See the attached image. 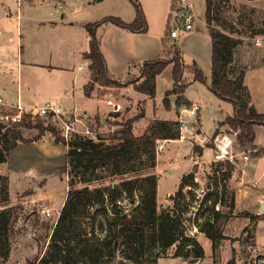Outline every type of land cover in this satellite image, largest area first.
I'll list each match as a JSON object with an SVG mask.
<instances>
[{
  "label": "rangeland",
  "instance_id": "rangeland-1",
  "mask_svg": "<svg viewBox=\"0 0 264 264\" xmlns=\"http://www.w3.org/2000/svg\"><path fill=\"white\" fill-rule=\"evenodd\" d=\"M193 1L197 4L201 20L196 21L192 31L181 32L179 37L172 38L170 36L173 25L171 15L167 22L154 21L155 24L150 28V32L159 31L166 36L165 52L162 56L164 60H173L177 52L176 48L180 49L186 64L184 78L180 84L188 82L184 95L191 105L178 106L176 103L178 94L175 93L169 96V105L165 104L166 93L174 86V62L169 63L158 75L156 95L154 98H149L145 93L136 91L134 84L137 82L133 83V81L143 80L142 69H144L145 61L130 67L119 56H110V63L115 73L112 75L118 79V83L107 86L97 84L98 91L92 98L81 95V83L89 73L88 66L78 69L79 65L84 66L81 53L84 29L79 27L65 29L55 23V26L51 27L48 22L46 26L37 24L34 29L31 27L30 29L34 31V36H31L27 20L28 16L45 17L49 10L55 11V7L60 3L68 4L70 0H0V21L6 16L9 17L8 22L0 26V95L9 101H16L20 95L22 101H25L23 97L29 89L25 81L30 77L35 81L36 92L43 91L38 104L47 102V99L66 109H71L72 105H75L77 114L82 118V124L94 130L99 135L98 139H103L105 143L117 142L123 123L128 120H135L133 130L135 134L142 135L148 131L154 119L174 118L177 114L180 115L179 112L184 107H191L194 104L201 106L196 115L184 111L183 119L186 124L194 127L195 132L192 133L194 137L191 139L196 145L204 146L202 155L196 150L195 144L187 140V136L182 141L181 138L163 139L157 143L154 161L143 158L135 162L134 173L107 174L106 176L105 172L106 179L101 186L120 183L123 178L131 176L141 178L144 175L156 174L159 177L158 206L165 208L173 204L171 195L177 192L183 174L194 171V183L191 187L184 189L185 198L178 200L177 208L178 214L182 216L185 235L199 242L203 255L197 256L193 247H187L186 254L177 255V247L174 246L164 253L159 252L158 249L153 250L146 264H259V261H255L256 256L260 255V258H264V212L261 210L260 219L256 220V223H251V216L256 215L255 210H259L257 200L254 201L257 209H253L251 203L253 198L264 193V125L255 126V144L257 147H262L257 153L253 148H245L238 142L234 127L229 124L219 126V134L228 135L233 139L231 152L235 155L236 165L232 176L227 180V185L229 190L235 193L234 207L231 206L230 197H227L226 203L216 202L213 208L211 206L214 204V199L203 202L211 192H216L217 189L222 190L220 187L211 186L210 180L213 179L211 176L214 174V166L218 162L229 159L217 158L216 135L214 137L213 135L219 123L228 116L234 115L235 111L232 101L220 97L209 87L212 45L209 44L206 0ZM215 5L217 17L212 20L213 26L239 40L234 49V69L237 72L241 70L246 72L250 65L264 64V45H257L255 42L257 37L264 35L253 36V31L261 28L264 22V0H215ZM108 7L109 5H106L102 10L105 15L110 14ZM17 11L20 13L19 17H17ZM10 12L14 15L11 16ZM66 31L74 33L73 39L66 37L68 35ZM101 34L104 45L112 44L108 33L102 31ZM30 61L38 65H30ZM194 62L204 70L206 82L194 79L192 70ZM76 73L81 76L80 81L72 83ZM13 82L15 85L12 84ZM8 87H12L9 92L5 90ZM108 97L122 103L123 109L119 115H112L110 107L104 101ZM257 108L260 112H264L263 103L259 102ZM6 109L0 106V113L6 112ZM96 110L101 112L90 117L91 119L83 116L86 112L92 115ZM100 119H104V123L100 122ZM198 120L200 125H197ZM39 125L54 128L52 125L37 121L32 124V127L22 126L20 129L27 139H31L40 133ZM57 132L61 135L59 130ZM196 134L199 138H205V141L196 140ZM46 135H52V133L46 131ZM160 143L164 145L162 151H158ZM244 153L251 155V161L246 162L242 159ZM197 160L200 161L199 164ZM242 168L246 169L245 173ZM0 176H8L10 184L9 163H0ZM16 177H21V174L16 173L15 181L11 184L13 199L10 197V205L17 207L18 218L11 237L10 256L7 260L0 259V264H40V259L46 252L53 228L64 206L65 196L68 194L69 176L61 168L55 169L47 184V191L53 197L44 200H39L40 197L35 195L39 193L38 190L35 192L29 188L21 192L22 184ZM223 182L224 179L221 177L220 183L223 184ZM2 183L0 179V185ZM189 188L193 190V196L188 193ZM133 199L135 202L124 196L120 202L128 213H132L131 209L138 203V194ZM42 207L48 208L51 215H42L40 213ZM215 211L220 213L210 217L214 226H208V231H203L200 223L202 224L206 218H209V214ZM246 226L255 227L254 230L252 229L254 235L252 239L248 238V232H243ZM207 232L214 233L216 239L209 237ZM98 234L102 236L104 232H98ZM119 254V252L116 253L115 261L120 260Z\"/></svg>",
  "mask_w": 264,
  "mask_h": 264
},
{
  "label": "trees",
  "instance_id": "trees-1",
  "mask_svg": "<svg viewBox=\"0 0 264 264\" xmlns=\"http://www.w3.org/2000/svg\"><path fill=\"white\" fill-rule=\"evenodd\" d=\"M136 8V17L131 22L117 16H107L100 21L87 24L89 34L88 49L83 53L88 60L91 70V79L84 86L85 94L91 96L96 85H116L118 79L109 70L107 60L101 50V40L98 37V28L106 22L126 28L132 32H147L149 24L145 12L138 0H131ZM178 0L173 3V10ZM215 0H206V19L212 39V79L210 89L222 98L229 99L234 105V115L228 116L219 123V126L229 124L237 131V140L245 148L256 149L255 126L264 125V112H260L252 102L251 92L245 84V71L237 72L233 66L234 49L239 40L231 34L215 28L212 20L217 17ZM264 35V22L261 28L253 31V36ZM173 60L167 61L158 57L145 61L142 69L141 82L133 81L136 91L145 93L154 98L157 92L158 75L174 62L173 88L168 90L164 98L169 105V96L178 94V106L191 105L184 92L188 82L180 84L184 78L186 64L177 47ZM194 79L206 82L204 70L196 62L192 65ZM182 95V96H181ZM119 115V112H115ZM128 120L123 123L118 141L105 143L103 139L97 141L81 139L75 136L68 143L67 164L61 168L69 176V190L64 206L50 238L46 252L40 259V264H146L147 258L158 249L166 252L176 246V254H186L187 247H193L197 256L203 255V249L193 237L185 235L182 216L178 214V200L185 198L184 189L194 183V171L183 174L179 188L171 195L173 204L159 208L157 201L158 179L156 174L143 177L131 176L123 178L120 183L101 186L109 175L134 173V163L148 158L156 159V146L159 140L179 139L180 121L175 119H154L148 131L142 135L135 134L133 123ZM30 125V124H29ZM39 126H41L39 128ZM36 126L41 129L38 136L27 139L20 129L21 126H8L0 122V163L8 162L11 151L19 142L39 140L46 131L51 132L56 141L65 139L58 134L55 128ZM216 129L213 137L220 133ZM32 127V126H26ZM199 154H203L204 146L194 145ZM261 149L255 150L256 153ZM235 163L218 162L214 166V174L210 180L211 186L222 190L211 192L203 202L214 199L216 202L226 203L231 199L234 207L235 193L230 191L227 180L232 176ZM106 172V176H105ZM104 173V174H103ZM224 179L223 184L220 179ZM3 183L0 185V259L7 260L12 249V234L18 218L17 207L10 205V184L8 176H0ZM213 181V182H212ZM190 189V188H189ZM193 196V190H189ZM138 194V203L131 209L132 213L124 210L120 204L124 196L132 201ZM212 196L214 198H212ZM188 207V204H187ZM219 211L210 213L200 227L208 231V226H214L210 217H215ZM259 215L251 216V223H256ZM254 226H246L243 232H248L252 239ZM98 232H104L102 236ZM209 237L216 239V235L207 232ZM248 239V240H249ZM119 252L120 260L115 261Z\"/></svg>",
  "mask_w": 264,
  "mask_h": 264
},
{
  "label": "crops",
  "instance_id": "crops-1",
  "mask_svg": "<svg viewBox=\"0 0 264 264\" xmlns=\"http://www.w3.org/2000/svg\"><path fill=\"white\" fill-rule=\"evenodd\" d=\"M106 1H108V3H105ZM138 1L141 4L148 20L149 29L147 32H132L126 28L116 25L111 21L104 23L97 30L98 37L101 40V50L107 60V64L111 74H115V73L110 63L111 62L110 56L113 57L119 56L121 60L126 61V65L131 67L139 62H144L146 60L161 57L165 52L166 36L162 35L159 31L158 32L156 31L155 33L150 32V28L153 24H155L153 23L154 21H158L159 23L167 22L168 17L173 12V3L175 0H148V1L138 0ZM146 4H148V6ZM106 5L107 6L109 5L108 12L110 13L107 15L102 13V10L106 7ZM55 9H56L55 11L49 10L48 14L45 17L42 15L28 16L27 20H28L29 29L31 27H33L34 29V27H36L37 24H41V26H46L48 22L50 23L49 26L51 27L55 26L56 24L57 26H62L65 29H68L69 27H79L80 29H84L83 38H82L83 47L81 49L82 56L83 53L88 49L89 34L86 28L87 24L100 21L107 16L118 15L117 17L125 20L126 22H131L136 17V8L131 0H70L68 4H66L65 2L60 3L57 7H55ZM16 14L17 17L20 16V13L18 11L16 12ZM10 15L13 16L14 15L13 12H10ZM7 18L9 17L6 16L0 21V26L8 22L9 19ZM33 29H30L29 31V35L31 36H34ZM102 31H105V33H108V35H110V38L112 39V44L110 43V45L107 46L104 45V41L102 37L103 35L101 34ZM73 34H74L73 32H68V35H66V37L73 39L72 38ZM209 44L212 45V39L210 33H209ZM210 52H212L211 47H210ZM82 63H84V66L79 65L78 67L79 70L83 69V67L85 66L86 67L88 66L89 69L90 62L88 60L84 59V62ZM30 65H38V64L34 63L33 61H30ZM80 77L81 76L78 73H76L72 80V83H75L76 81H80ZM210 78L212 79V54H211ZM90 79H91V70L89 69V73L86 79H84V82L81 83V89H80V94L85 95L87 98H92L94 96V93L96 94V92L98 91V87H97L98 85H96L95 90L93 91L90 97L85 94L84 86L90 81ZM25 83L28 85L29 88L26 91V96H24L23 90L21 91H22V96H24L23 98H25L26 102L22 101L23 99H21L20 95H18L17 100L18 98H20L21 101L28 106L41 105L38 104L37 102H39V98L42 95L43 91L36 92V90L34 89L35 81L30 77L27 78ZM245 83L249 87L252 96V102L255 105V107L256 108L258 107L259 102L264 104V64L250 65V67L245 72ZM12 84L15 85V82H13ZM5 90L9 92L10 90H12V87L5 88ZM6 100L8 102H14V103L17 102V100L16 101H9L8 99ZM46 101L49 102L47 99ZM191 107L182 108L180 112L178 111L180 115L177 114L176 117L169 119H178V120L181 119L185 121V119H183V112L188 111L187 109ZM64 109L68 112L71 113L74 112L77 114L75 105L74 106L72 105L71 109H66V108ZM99 112L101 111L100 110L93 111L92 115L86 112L84 113L83 116L87 119H91L90 117H93L96 113ZM112 115H116V114L112 112ZM192 115H196V114H192ZM99 121L104 123L105 120L100 119ZM197 125H200L199 120ZM195 137H197L196 140H199L200 142L205 141V138H199L198 134ZM260 148L262 147L258 146L254 150H258ZM67 151H68V146L64 142L56 141L53 134L52 135L45 134L39 140L19 142L17 146L11 151L9 161L7 162L9 163L10 197L13 199V195L11 193V184L13 183V181H15V174L19 173L21 174L22 178L21 177L19 178L16 177V178L22 184L21 185L22 189L20 190L21 192L31 188L35 192L38 190L39 193H36L35 195L40 197L38 198L39 200L51 199L53 196L52 194H50L49 191H47L48 180L50 179L55 169L62 168L67 164ZM242 169L243 172L245 173L246 169L245 168ZM17 184L20 185V183ZM66 196L65 198H67ZM256 200L258 201L259 210L257 211L255 210V213L256 215L260 216L262 215L261 212L262 204H264V193H262V195L259 197L253 198L251 203V207L253 209H257L254 205V201Z\"/></svg>",
  "mask_w": 264,
  "mask_h": 264
},
{
  "label": "built area",
  "instance_id": "built-area-1",
  "mask_svg": "<svg viewBox=\"0 0 264 264\" xmlns=\"http://www.w3.org/2000/svg\"><path fill=\"white\" fill-rule=\"evenodd\" d=\"M173 25L170 29V36L177 38L181 32L192 31L195 28V23L201 20V16L198 12L197 4L193 0H178L176 7L172 14ZM257 45H264V36L257 37L255 39ZM106 104L111 108L113 113L120 112L123 109L122 103L114 100L111 97L105 99ZM0 106L6 107V112L0 113V122L8 126H32L37 121H42L45 125H52L54 128L61 132L62 137L66 141V145L73 140L75 136L81 139H91L94 141L99 140V135L90 127L82 124L81 116L76 113L66 111L61 105L56 102L49 101L45 104L28 106L25 105L20 98L17 102H8L2 96H0ZM191 114H197L200 110L199 105H194L187 109ZM180 121V140L191 141L194 145L195 142L191 139L194 137L192 133L195 132L194 127L186 124L185 121ZM30 124V125H29ZM197 136V134L195 135ZM188 137L190 139H188ZM161 142V140H159ZM215 142L218 149L217 158H228L230 161L236 164L235 155L231 152L233 146V139L228 135L217 134L215 136ZM164 148L163 143L158 145V151H162ZM242 159L246 162L251 160V155L244 153ZM199 164L200 161H197ZM40 213L45 216H50L51 211L42 207ZM260 255L256 256V262L259 264L264 263V258H260ZM259 257V260H258Z\"/></svg>",
  "mask_w": 264,
  "mask_h": 264
},
{
  "label": "water",
  "instance_id": "water-1",
  "mask_svg": "<svg viewBox=\"0 0 264 264\" xmlns=\"http://www.w3.org/2000/svg\"><path fill=\"white\" fill-rule=\"evenodd\" d=\"M262 212H264V204H262Z\"/></svg>",
  "mask_w": 264,
  "mask_h": 264
}]
</instances>
